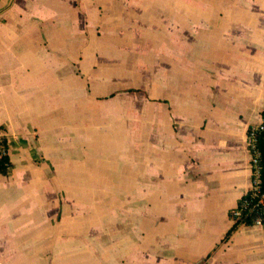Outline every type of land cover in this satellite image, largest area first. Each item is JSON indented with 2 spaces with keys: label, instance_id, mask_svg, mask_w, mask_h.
Listing matches in <instances>:
<instances>
[{
  "label": "crops",
  "instance_id": "crops-1",
  "mask_svg": "<svg viewBox=\"0 0 264 264\" xmlns=\"http://www.w3.org/2000/svg\"><path fill=\"white\" fill-rule=\"evenodd\" d=\"M263 112L264 0H0V264H264Z\"/></svg>",
  "mask_w": 264,
  "mask_h": 264
},
{
  "label": "built area",
  "instance_id": "built-area-1",
  "mask_svg": "<svg viewBox=\"0 0 264 264\" xmlns=\"http://www.w3.org/2000/svg\"><path fill=\"white\" fill-rule=\"evenodd\" d=\"M264 131V115L259 123L249 127L247 143L251 153V187L246 191L239 203L230 211L235 221L251 223L264 228V177L262 163V149L259 136Z\"/></svg>",
  "mask_w": 264,
  "mask_h": 264
},
{
  "label": "trees",
  "instance_id": "trees-1",
  "mask_svg": "<svg viewBox=\"0 0 264 264\" xmlns=\"http://www.w3.org/2000/svg\"><path fill=\"white\" fill-rule=\"evenodd\" d=\"M264 115V112H263ZM259 145L262 149L263 177H264V131L259 136ZM8 139L6 136H0V175L10 172L11 158L8 151ZM246 222H250L248 219Z\"/></svg>",
  "mask_w": 264,
  "mask_h": 264
}]
</instances>
